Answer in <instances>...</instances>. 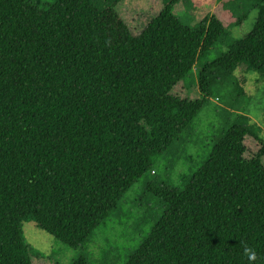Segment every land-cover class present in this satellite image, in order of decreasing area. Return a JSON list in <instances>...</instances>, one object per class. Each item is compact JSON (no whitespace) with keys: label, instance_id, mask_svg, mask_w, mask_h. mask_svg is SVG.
Listing matches in <instances>:
<instances>
[{"label":"trees","instance_id":"1","mask_svg":"<svg viewBox=\"0 0 264 264\" xmlns=\"http://www.w3.org/2000/svg\"><path fill=\"white\" fill-rule=\"evenodd\" d=\"M122 1L0 0V264H32L23 221L82 246L193 122L216 79L240 65L264 73V0H247L251 29L198 73L195 100L171 92L226 34L223 22L184 24L180 0H161L133 34ZM245 136L261 141L250 159ZM263 157L249 125L227 127L184 189L155 187L166 208L123 264H248L242 241L264 257Z\"/></svg>","mask_w":264,"mask_h":264},{"label":"rangeland","instance_id":"2","mask_svg":"<svg viewBox=\"0 0 264 264\" xmlns=\"http://www.w3.org/2000/svg\"><path fill=\"white\" fill-rule=\"evenodd\" d=\"M31 1L45 9L55 0ZM161 6V0H123L116 10L130 31L138 34ZM174 13L182 23L189 25L214 15L226 29V34L199 57L186 78L171 92L181 99H199L198 73L225 53L232 40L243 37L251 29L257 9L247 0H180L174 5ZM235 86L244 94L235 93ZM233 123L249 125L264 141V73L248 71L244 65L230 77H220L213 82L210 96L193 122L162 154L152 156L150 171L133 184L82 246L72 248L34 222L23 221V237L30 250L31 263L72 264L84 256L92 264H123L145 240L152 224L166 208L154 195L155 187L184 189L206 162L223 131ZM244 144L245 159L252 158L261 148V141L252 136H245Z\"/></svg>","mask_w":264,"mask_h":264},{"label":"clouds","instance_id":"3","mask_svg":"<svg viewBox=\"0 0 264 264\" xmlns=\"http://www.w3.org/2000/svg\"><path fill=\"white\" fill-rule=\"evenodd\" d=\"M243 247V254L247 258L248 264H256L259 259H264V257H260L257 253L256 249L246 242H241Z\"/></svg>","mask_w":264,"mask_h":264}]
</instances>
